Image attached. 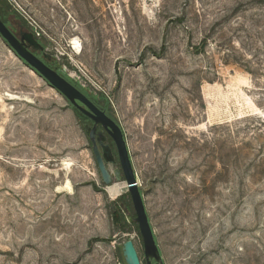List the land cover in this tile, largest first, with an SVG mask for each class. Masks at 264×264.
Listing matches in <instances>:
<instances>
[{"label":"rangeland","instance_id":"rangeland-1","mask_svg":"<svg viewBox=\"0 0 264 264\" xmlns=\"http://www.w3.org/2000/svg\"><path fill=\"white\" fill-rule=\"evenodd\" d=\"M0 8L122 129L164 264H264V0ZM86 125L0 37V264H126L129 239L147 264Z\"/></svg>","mask_w":264,"mask_h":264},{"label":"water","instance_id":"water-1","mask_svg":"<svg viewBox=\"0 0 264 264\" xmlns=\"http://www.w3.org/2000/svg\"><path fill=\"white\" fill-rule=\"evenodd\" d=\"M0 37L20 60L43 78L52 88L56 89L74 108L93 123L92 126H85V133L92 145L103 184L111 186L114 179L119 182L122 180V175L124 176L136 215L134 222L138 225L143 240L146 262L147 264H164L120 126L98 108L83 92L66 80L58 70L49 66V62H51L53 57L46 53L44 46L32 33L21 31L17 35L0 17ZM40 55H42V58H40ZM108 137L114 142L117 159L121 165V170H115L114 176L107 168L109 164L116 165V156L111 146L106 144ZM122 251L126 264H142L132 239L127 240L123 244Z\"/></svg>","mask_w":264,"mask_h":264},{"label":"trees","instance_id":"trees-1","mask_svg":"<svg viewBox=\"0 0 264 264\" xmlns=\"http://www.w3.org/2000/svg\"><path fill=\"white\" fill-rule=\"evenodd\" d=\"M7 13L5 12V11H3V9L2 8H0V17H1V19L3 20V22L9 27V25H8V21H7V19H6V15ZM10 28V27H9ZM11 29V28H10ZM12 30V29H11ZM13 31V30H12ZM14 32V31H13ZM49 66H50V64H49ZM51 67V66H50ZM62 69H59V71L58 72H60L61 74H62V76L66 79V80H68L71 84H73L77 89H79L81 92H83L98 108H100L102 111L104 110L108 115H109V113L105 110V109H103L100 105H99V103L95 100V99H93L90 95H88L87 93H86V91L82 88V87H80L79 85H77L73 80H71V79H69L68 77H67V75H65V73L63 72V70L61 71ZM73 109H74V111H75V113H76V115H77V117H78V119L80 120V121H82V122H85V123H91V124H93L86 116H84L80 111H78L76 108H74L73 107ZM108 140H109V142H110V146H111V148H112V150H113V153H114V155L115 156H117V151H116V148H115V145H114V143H113V141H112V139L110 138V137H108ZM122 202V199H120L119 201H118V205H117V209H118V212H116V213H118L117 214V216H119L120 217V220L121 221H126V218L124 217V215L122 214V211H123V206L121 205V202ZM135 223V222H134ZM137 228H138V226H137ZM138 231H139V228H138Z\"/></svg>","mask_w":264,"mask_h":264},{"label":"bare ground","instance_id":"bare-ground-1","mask_svg":"<svg viewBox=\"0 0 264 264\" xmlns=\"http://www.w3.org/2000/svg\"><path fill=\"white\" fill-rule=\"evenodd\" d=\"M73 49L74 50H76L77 52H79L80 51V46H79V43H78V41H73ZM112 190H111V193H114V194H116V193H118L117 191V188H111Z\"/></svg>","mask_w":264,"mask_h":264}]
</instances>
